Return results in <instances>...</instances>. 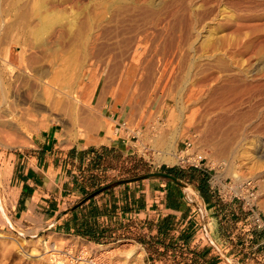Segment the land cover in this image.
<instances>
[{"label":"rangeland","instance_id":"obj_1","mask_svg":"<svg viewBox=\"0 0 264 264\" xmlns=\"http://www.w3.org/2000/svg\"><path fill=\"white\" fill-rule=\"evenodd\" d=\"M235 1L0 0V264H77L66 254L74 253L75 243L96 245L52 234L43 225L12 221L8 215L7 157L27 147L39 127H50L63 144L96 149L93 159L100 170L99 182L127 179L161 166L186 169L191 167L187 158L192 154L200 156L199 167L212 187L217 180L232 179L227 172L234 168L254 184L253 211L264 230L263 160L242 152L241 143L225 153L223 143L222 66L226 38L233 35L236 24ZM224 7L233 8L229 11L234 20L228 28ZM259 15L264 18V10ZM7 58L9 65H4ZM128 70L135 72L133 82L138 86L132 85ZM232 98L229 105L234 104ZM74 106L78 118L92 111L98 120L107 121L109 132L94 128L92 133L89 123L76 126L70 116ZM83 131L85 136L78 134ZM183 142H189L187 152ZM108 143L114 146L104 150L101 144ZM168 143L175 148L164 155ZM165 158H170L169 163ZM185 190L200 207L195 215H202L209 234L208 206L191 188ZM214 198L233 203L235 217L248 213L236 207L238 200ZM197 232L200 236L199 226ZM109 242L113 243L100 247L108 249L115 261L153 264L133 240ZM130 250L135 255L128 258Z\"/></svg>","mask_w":264,"mask_h":264},{"label":"crops","instance_id":"obj_2","mask_svg":"<svg viewBox=\"0 0 264 264\" xmlns=\"http://www.w3.org/2000/svg\"><path fill=\"white\" fill-rule=\"evenodd\" d=\"M112 144L101 146L105 150ZM91 147L63 144L50 127H39L27 147L7 157L10 219L87 243L133 240L153 264L264 262V230L253 226L247 213L235 217L233 203L216 200L209 179V200L199 195L211 213L206 217L209 242H204L198 239V218L185 190L198 193L194 184L161 167L99 182L97 152ZM244 221L249 224L243 226Z\"/></svg>","mask_w":264,"mask_h":264},{"label":"bare ground","instance_id":"obj_3","mask_svg":"<svg viewBox=\"0 0 264 264\" xmlns=\"http://www.w3.org/2000/svg\"><path fill=\"white\" fill-rule=\"evenodd\" d=\"M236 3H237L238 8L236 7L237 8V11H236L237 14L235 13V15H234V17H235L234 19L236 20V24H234L235 29L233 31V35H232V33L230 35L233 37L228 36L226 38L228 41H225V43L227 42V45L225 46V52H224L225 63H224V67L222 66V68H223L222 70L225 72L224 73V79H223V95H224V101L226 103V106H225V109L223 112L224 130L222 133L223 137H224L223 143L226 147L224 149H225V153H226L227 150H229L231 148V146L235 145V143L236 144L241 143V145L243 147L242 152L249 153V155H251V156L253 155V159H254V157L257 158L258 160L262 158L263 161H261V160H259V161L263 162V164H264V159H263L264 158V18H262L261 15H259V14H261V11L263 12V10H264V0H237ZM230 4L231 3H229L228 5L230 6ZM233 5H231V6H233ZM226 8L225 9L227 10V12H225V14L227 13V16L225 15L226 16V18H225L226 23H224V24H226V27L228 28V27H230V24H231L230 21L234 20L230 14V11H229L230 9L232 10L233 8H228V7H226ZM234 11H232V12H234ZM258 16H260L261 18ZM132 62H133V60H132ZM3 63H4V65H9V59L8 58L4 59ZM4 65H3V67H4ZM125 66H126V63H125ZM1 69H2V67H1ZM130 70H128V71L130 72ZM133 70L136 71L135 68H133ZM133 70L128 74L130 76L132 73V76H130V78H132V85H133V83L136 85L137 83L133 82L134 81L133 77L135 74V72ZM124 71L125 70H123V72ZM126 71H127V69H126ZM126 77H128V76H126ZM119 79H121V78H119ZM115 80H117V79H115ZM129 80L127 82H129ZM156 81H158V80H156ZM1 82L2 81L0 80V83ZM115 82H117V81H115ZM122 82H123V79H122ZM126 83L125 84L123 83V84L126 85ZM120 84H121V82H120ZM120 84H118V86ZM43 85H45V84L43 83ZM135 85H133V86L135 87ZM112 86H113V84H112ZM136 86H138V85H136ZM116 87H117V85H116ZM128 87H126L127 90H128ZM132 87H131V89H132ZM126 88H125V90H126ZM118 89L119 88H117V90ZM129 89H130V87H129ZM112 90H114V89L112 88ZM119 90H121V89H119ZM140 90H141V87H140ZM59 91L61 92V90H59ZM130 91L133 92V90H130ZM60 92H58L59 94L57 93V95L61 96L62 94ZM127 93L125 92L124 94H127ZM130 94L131 93L129 92L128 95L130 96ZM134 94H135V92H133V95ZM112 95L116 96L119 94L117 93L115 95V91H113ZM121 95H122V93L120 94V96ZM125 96L127 97V95H125ZM131 96H132V94H131ZM164 96H166V95H164ZM230 96L234 98V104H232V105H229ZM116 97H118V96H116ZM119 98H121V97H119ZM131 98H129V99L132 101ZM165 98H167V97H165ZM182 98H184V97H182ZM233 98L231 99L232 101H233ZM118 100L119 99H117V101ZM120 100H122V99H120ZM122 101H124V98ZM127 101H129V100H127ZM164 101H165V99H164ZM159 108H161V106ZM75 109H76L75 106L72 107V109H71L72 115H70V116H71V118H74L71 120L72 123L77 122L76 126H78V122H80L82 124L85 123V125L87 123H89L88 128L91 130V132H92V129H94V128H96L95 131H97V129H102L106 133L109 132L107 121L98 120V118H96V116H94V113L90 114L92 111L88 115L85 114L86 115L85 117L78 118L80 114L79 115L77 114L78 115L77 116L75 114L77 112L76 111L73 112V110H75ZM163 109H165V108H163ZM81 116H82V114H81ZM79 129H81V128L79 127ZM84 132H86V131H83V132L78 133V134L85 136L86 134ZM73 134H74V132H73ZM162 145H164V144H162ZM174 148H175V144H173V143H168L167 145L165 144V146H163V149H162L163 152L162 153H164V155L168 154V153H170L168 151L171 149H174ZM226 156H228V155H226ZM242 156H243V154H242ZM244 157H246V156H244ZM168 159H170V158H165V161H167L169 163L170 160H168ZM247 159H246V161H247ZM253 159L251 158L252 161H253ZM257 163H260V162H257ZM245 167H247V166H245ZM249 168H252V167H249ZM227 175H229L233 179V181L241 182L244 179L240 176L239 172L236 171L234 168H230L227 172ZM10 239L16 241L15 238H10ZM31 252L33 253V252H35V250L32 249ZM133 254H134V250H130L129 254L127 255L128 258L131 257Z\"/></svg>","mask_w":264,"mask_h":264},{"label":"built area","instance_id":"obj_4","mask_svg":"<svg viewBox=\"0 0 264 264\" xmlns=\"http://www.w3.org/2000/svg\"><path fill=\"white\" fill-rule=\"evenodd\" d=\"M189 142H183L184 151L187 152ZM187 155V153H186ZM187 162L189 166L200 169L199 161L200 156L196 154L188 155ZM215 196L220 200L228 198L229 200H238L239 207L242 210H247L246 217L252 221L253 226L260 228L263 224L260 222V217L256 212L253 211V200L255 195L254 184L251 179H243L241 182L233 181L232 179L217 180L215 187H213ZM194 211L200 214V207L193 204ZM196 208V209H195ZM198 226L200 230V241L209 242L206 225L203 222L202 215L198 218ZM82 240V239H81ZM83 241V240H82ZM100 244L89 246L86 244L75 243L74 253L67 252L69 255L68 260L71 263L77 264H133L132 261L119 262L113 259V256L109 254V250L101 248ZM71 248V247H70ZM71 249H69L70 251Z\"/></svg>","mask_w":264,"mask_h":264},{"label":"trees","instance_id":"obj_5","mask_svg":"<svg viewBox=\"0 0 264 264\" xmlns=\"http://www.w3.org/2000/svg\"><path fill=\"white\" fill-rule=\"evenodd\" d=\"M161 169L165 172L173 174L177 178H185L187 182L195 185L199 195L204 200H209V188L206 182L207 175L203 170L195 168V167H187L186 169L176 167V166H161Z\"/></svg>","mask_w":264,"mask_h":264}]
</instances>
